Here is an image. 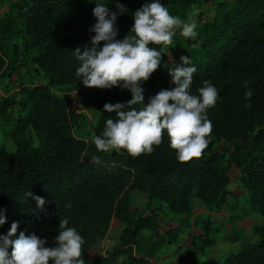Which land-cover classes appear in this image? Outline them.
<instances>
[{
    "label": "trees",
    "instance_id": "obj_1",
    "mask_svg": "<svg viewBox=\"0 0 264 264\" xmlns=\"http://www.w3.org/2000/svg\"><path fill=\"white\" fill-rule=\"evenodd\" d=\"M6 1L17 11L20 27L13 18L0 19V74L7 61L9 76L16 72L21 45L15 41L21 38L24 50L32 55L49 85L23 90L29 113L18 119L13 131L15 150L0 149V208L5 210L7 221L0 226V235H7L11 224L19 222L17 236L24 232L44 238L59 228L60 219H67L68 226L85 241V264H115L114 256L92 260L89 252L107 235L113 217L126 225L120 236L123 252L130 253L131 245H137L134 243L147 224L130 213V190L166 203L174 214L188 215L193 194L208 208L220 209L235 179L246 187L253 206L264 216V0H239L237 7L202 31L207 38L200 50L189 56L191 66L196 68L190 94L198 95L197 89L208 80L216 87L218 99L215 107L207 110L213 126L207 148L201 157L185 163L179 162L175 150L169 147L166 131L151 154L138 157L125 150L104 154L94 144L74 136L78 116L71 102L55 96L51 87L67 86L81 96L91 92L76 75L80 62L74 51L90 46L88 35L95 33L89 29L96 18L92 14L82 31L68 37L59 36L57 27L75 24L88 12L90 0ZM181 1L160 0L166 8L178 4V9L184 10L180 4L190 1ZM116 2L128 10L116 22L117 39H123L134 23L133 13L148 0H108L110 12L117 10ZM148 82H161L156 93L174 87L171 77L161 72V65L142 86ZM249 89L252 97L246 100ZM94 99L101 106L126 103L131 93L113 87L95 92ZM11 105L0 99V113ZM115 116V112L101 116L97 136L102 135L106 121L115 120ZM216 144L223 145V150L216 151ZM94 156L99 162L93 160ZM131 170L133 180L125 190L122 182L132 177ZM28 192L45 199L43 209L27 197ZM255 233L260 242L246 244L224 264H264V225ZM130 261L136 264L141 260L130 256Z\"/></svg>",
    "mask_w": 264,
    "mask_h": 264
},
{
    "label": "clouds",
    "instance_id": "obj_2",
    "mask_svg": "<svg viewBox=\"0 0 264 264\" xmlns=\"http://www.w3.org/2000/svg\"><path fill=\"white\" fill-rule=\"evenodd\" d=\"M94 2L96 23L89 31L95 35L90 38V46L74 51L80 62L76 75L88 88L117 87L131 93V99L126 103H105L104 111L115 112L116 119H108L102 135L93 138L96 149L101 152L125 150L132 157L151 154L154 146L162 143L166 131L169 147L175 150L179 162L201 157L212 132L207 110L216 105V87L205 80L203 87L197 89L198 95L190 94L196 68L191 66L187 56L180 57L182 65L169 69L174 87L160 90L148 98L147 104H144L145 89L142 87L162 60V49L157 51L149 45L168 47L177 29L186 38L194 37L196 24L171 15L160 0H148L133 13L130 32L123 39H117L116 22L127 8L116 2L117 10L110 12L102 0ZM197 14L198 10L194 9L190 15ZM251 97L252 90L249 89L245 99ZM93 160L99 162L98 157L94 156ZM26 195L43 209L46 203L43 197L31 192ZM4 211L0 208V226L7 222ZM68 224L67 219H60L59 234L53 240L54 246L49 247L46 246L47 239L35 234L20 232L17 236L19 222H13L7 235H0V264H85L82 258L85 241Z\"/></svg>",
    "mask_w": 264,
    "mask_h": 264
},
{
    "label": "rangeland",
    "instance_id": "obj_3",
    "mask_svg": "<svg viewBox=\"0 0 264 264\" xmlns=\"http://www.w3.org/2000/svg\"><path fill=\"white\" fill-rule=\"evenodd\" d=\"M108 0H102L106 5ZM186 5L180 4L184 10L178 9V4L170 6L169 12L181 18L184 22L196 24V35L186 38L179 29L173 36L172 44L149 45L157 51L162 49L161 72L169 76V69L181 65V56L194 55L199 51L207 33L202 31L212 26L225 12L238 6L239 0H189ZM182 0L181 3H184ZM96 3L92 0L88 12L80 15L75 24L57 27V34L62 37L75 35L83 30L87 20L93 14ZM198 10L194 17L190 14ZM13 18L20 27L18 13L12 5L4 0L0 3V19ZM92 35H88L91 38ZM2 36H0L1 41ZM21 45V56L16 72L9 76L11 70L4 65L0 74V99L13 103L4 114L0 113V149L15 150V141L12 137L19 118L29 113L27 97L23 93L26 88L49 85L48 79L41 69L33 62L32 55L23 47V41H15ZM161 82H148L142 86L144 104L148 98L157 94ZM103 89L91 88L86 96L79 95L67 86H53L51 91L55 96L67 98L71 102V109L78 116V124L74 127V136L85 143L94 144L93 138L97 136L98 123L101 116L106 113L101 103L95 102L94 93ZM141 107V105H140ZM216 151L223 150V145L216 144ZM114 152L123 153L124 150H111L103 152L111 155ZM132 177H126L122 183L127 190L133 180L134 171H129ZM130 213L135 218L146 221V227L139 233L138 239L131 245V252H123L120 236L125 223L113 217L107 235L98 239L90 250L92 260L101 257L114 256L115 264H131L130 256L141 260L136 264H224L230 256L240 253L246 244H257L260 237L255 230L264 225L262 216L252 204V198L240 180H234L228 187L225 202L220 209H210L193 194L190 197L192 211L188 215L174 214L168 205L159 200L151 201L149 195L139 190H130L128 194ZM59 234V228L47 234L46 246H54L53 240ZM207 241L211 243H207Z\"/></svg>",
    "mask_w": 264,
    "mask_h": 264
}]
</instances>
